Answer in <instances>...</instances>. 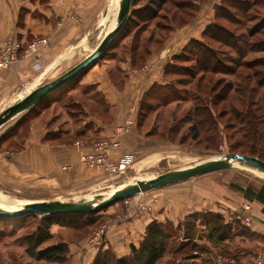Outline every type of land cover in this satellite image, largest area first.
<instances>
[{
	"label": "rangeland",
	"instance_id": "374dc122",
	"mask_svg": "<svg viewBox=\"0 0 264 264\" xmlns=\"http://www.w3.org/2000/svg\"><path fill=\"white\" fill-rule=\"evenodd\" d=\"M118 1L109 2L107 6H111L110 12L106 8L96 18L90 17L81 20L78 25L73 27V32L69 31L68 36L62 39L63 41L56 42V47L52 46L49 49L47 58L41 64L39 62L36 65L38 70H43L53 62L51 64L53 67L41 74L42 77L52 70L42 80V84L60 76L95 50L110 31L109 26L113 19V12L117 11L118 6L120 8V1L119 3ZM258 1L233 0L229 2L227 4L229 8L224 11L220 23L238 34L247 32L260 18L259 16L264 14V0H261L260 4ZM199 5L200 3L194 4L192 0H134L128 18L120 31L113 37L94 64L106 62L111 58L121 61L130 58L134 66L145 65L152 52L161 48L172 32V35H176L178 38L187 32V30H183L182 33L178 29L183 26L187 29L188 20L193 19L199 13L196 9ZM114 7H116L115 10ZM131 9L135 10L133 14H131ZM182 38L183 42L186 41L184 37ZM201 42L215 47L221 53H226L227 56L237 57L232 48L204 36L202 39L191 42L187 50L181 56L179 55V58L174 59L176 64L164 72L166 79L164 84L153 85L154 87L147 88L146 91H138V94L132 93L122 107L119 102H115L116 105L112 107L113 105L107 102L104 94L99 95L98 108L102 117L106 115L108 118L112 110L114 108L116 110L118 107L117 119L121 125L117 126L115 135L119 136L127 131L135 132L134 139H130L129 152H127L132 154V158L127 162L125 168L119 169L117 163L126 153L113 159L109 151L111 161L101 164L92 163L87 160L85 153H81L77 162H69L62 166L58 164L53 169L52 184H50L51 179L49 178L41 182L39 175L36 180H27L18 186L0 184V198H17L18 202L12 203L10 208L40 200L83 201L117 186L137 180L145 181L147 178L169 170L190 167L203 163V161L206 162L213 157L220 158L228 152L256 154L264 158V123L256 122L260 136L254 140L249 132L250 125L247 124V120H245L246 123H242L239 118H235L245 111L243 96L245 95L248 99H246V103H251L253 100H251V96L254 94L248 90L250 87H247L246 84L244 88L241 87L239 91H236L238 89L237 75L213 71L203 72L196 68V53L198 54L200 49L205 48ZM21 45L22 49L17 52L18 59H24L22 57L27 43L23 44L22 42ZM3 49H5L4 45L0 52ZM260 56H264V52H250L244 55L243 59ZM56 59L58 60L57 64L55 63ZM114 67L112 76L114 74L118 86L123 87L128 77L117 66ZM0 69L6 68L0 67ZM38 80L39 78L32 83L21 84L19 89H16L15 96L23 97L37 86L42 85H38ZM219 81L221 82L218 85ZM229 82L234 84L233 91L225 100H220V96L223 95L221 93L224 92ZM213 84L218 85L214 92L211 90ZM160 85L165 86L158 92L157 88ZM241 91L246 93L239 96ZM261 93H264V89ZM166 98H170V100L167 101ZM198 105L208 107L211 112L210 115L206 110L200 112L202 117H205L202 119L203 124H195L192 120V112ZM194 117L198 118V116ZM128 120H132V123L129 124ZM148 161H157V163L142 166ZM263 183L264 177L256 172L231 164L174 184L140 192L93 212L60 216L59 223L55 222L51 225V228L55 229L54 234L40 248L52 244L66 245L65 255L62 254L61 258L55 261L37 259L36 252H31L28 249L29 240L35 241L37 237L34 235L40 227L45 226L44 215H26L18 218L0 216V227H2L0 230L4 231L0 233V264H70L67 258L71 253L70 241L83 240L89 246L88 249L105 243L108 234V224L105 218L112 214L106 210L111 209L117 203L125 205L126 213L116 216H126L127 213L139 215L141 209H146V206H151V204L170 203L174 192L180 193L179 196L183 198L186 193L197 195L200 193L199 189H207L210 193L224 195L225 199H222L218 206L223 204L230 212L236 205L234 202L230 203L232 197L244 196L247 199L241 207L246 203L251 205V201L254 199L248 198L246 194L251 195L249 189L258 190ZM174 200L171 202L172 205ZM141 201L142 203H140ZM134 202L138 204L132 207ZM240 208L234 210L232 215L234 216V213ZM209 226L210 228L204 226V228H200L199 236L206 237L213 243L215 238L208 235L211 233V227L214 226ZM100 229H104L105 234L101 241H95L93 234ZM220 232L221 230L215 233ZM178 237L169 242L168 252L159 264L173 262L175 257L172 255V250L179 244Z\"/></svg>",
	"mask_w": 264,
	"mask_h": 264
},
{
	"label": "crops",
	"instance_id": "0c3cea01",
	"mask_svg": "<svg viewBox=\"0 0 264 264\" xmlns=\"http://www.w3.org/2000/svg\"><path fill=\"white\" fill-rule=\"evenodd\" d=\"M111 1L0 0V49L4 41L11 36H15L23 44H28L40 36H48L49 46L35 57L43 62L49 49L52 46L56 47V42L66 38L69 31L73 32V27L81 20L96 18L106 8L109 11L111 6L107 5ZM193 2L200 3L196 7L199 13L196 14V18L188 20L187 29L185 26L178 29L182 33L183 30H187L182 35L186 41L183 42L182 37L172 35V32L164 45L152 52L145 65L134 66L130 58H125L124 61L111 58L103 63L92 64L77 78L2 125L0 184L18 186L21 182L36 180L38 175L41 182L49 178L52 184L53 169L58 164L62 166L69 162H77L81 153L96 151L97 144L109 137H115L120 142L118 147L110 150L113 159L129 152L130 139H134L135 132L127 131L119 136L115 135L117 126L121 125L117 119L118 107L116 110L111 109L110 117L107 118L106 115L102 117L98 108L99 95L104 94L112 107L116 105L115 102H119L122 107L132 93L138 94L140 90L146 91L150 87L164 84L166 65L184 53L192 40L203 38L206 28L216 22L217 10L224 0ZM118 7L117 11L120 9ZM108 11L107 13L110 12ZM38 63L37 60L17 59L11 67L0 69V114L22 98L15 96V91L21 84L32 83L39 78L40 85L52 71L41 77L53 62L42 68L43 70L37 69ZM114 66L128 77L123 87L118 86L114 74L112 76ZM199 190L200 193L197 195L186 193L189 195L187 197L183 195L185 196L183 198L179 196L180 193L174 192L170 203L151 204L146 206V209H141L139 215L127 213L126 216H116L126 213L125 205L117 203L106 210L114 215L105 218L108 224L105 243L88 249L89 246L83 240L70 241L71 253L67 256L70 264H94L99 250H112L120 257L131 255L132 245L139 246L145 237L147 226L153 220L163 223L169 221L177 228L181 223V228L177 229L179 244L172 250L176 263L253 264L257 250L264 246V222L261 221L264 220V203L256 199L251 201V213L255 219L251 225H245L236 221L232 215L234 210L246 202L244 196L230 199V203L234 202L236 205L232 208L234 210L229 212L225 205L218 206V203L225 199L224 195L222 197L210 193L207 189ZM173 199L174 206L171 204ZM137 204L134 202L131 206L135 207ZM216 216H220L219 220ZM188 217L195 222L194 232L185 237V219ZM209 225L214 226L211 227V234L215 238L214 244L206 237L199 236V229L210 228ZM217 227L226 229L228 236L219 239L222 230L220 229V233H214L212 230L215 228L216 231ZM54 232L55 229L52 227L51 233ZM182 241L199 244L202 247L200 255L184 257V247L180 246Z\"/></svg>",
	"mask_w": 264,
	"mask_h": 264
},
{
	"label": "trees",
	"instance_id": "16d2710c",
	"mask_svg": "<svg viewBox=\"0 0 264 264\" xmlns=\"http://www.w3.org/2000/svg\"><path fill=\"white\" fill-rule=\"evenodd\" d=\"M231 1L233 0H224L222 5L219 6L217 10L216 22L206 28L203 37L206 36L211 40H215L220 44H224L229 48H232L236 52L237 57H233L230 55L227 56L226 53H221L215 47L201 42V44L205 48L200 49L198 54L196 53V68H199V70L203 72L213 71L217 73L237 75L238 89H236V91H239L241 87L244 88L245 84L247 87H250L248 90L252 94H254V97L251 96V100H253L251 101V103H246L247 97L243 94L246 93V90L241 91L239 96L244 95V103L247 109H245L246 107L244 108L242 106L245 110L244 113H240L235 118H239V121H241L242 123H246L245 120H247V124L250 125L249 132L252 134V139L256 140L260 136V130L258 129L256 122L258 121L264 123V93H261V91L264 89V56L255 57L252 59H243V56L250 52H264V14L259 16L260 18L257 20V22L252 27H250L251 29H249L247 32L238 34L220 23V19L223 17L224 11L229 8L227 4H229V2ZM133 2L134 0L132 1V4ZM258 2V4L262 3L261 0H259ZM134 11V9H131V14H133ZM180 56L176 57V59ZM174 64H176V61L168 63L165 70H168V68H170ZM220 82L221 81L217 82V84L219 85ZM218 85L213 84V86L211 87L212 92H214L218 88ZM163 86L165 85H160L157 88L158 92L164 88ZM233 87L234 84L229 82L225 87L224 92L221 93L223 95L220 96L219 99L225 100L227 97H229V94H231L230 92L233 91ZM165 100L168 101L170 100V98H166ZM202 110H206L209 115L211 113L210 110H208V107H204L202 105L196 106L192 112V120L195 122V124H203L202 119H204L205 117H202L200 113ZM194 116H198V118ZM204 116H206V113H204ZM248 155L258 156L256 154ZM258 157L264 160V158H262L261 156ZM249 190L251 192V195L246 194L248 198L264 202V183L258 190H255L253 188H250ZM216 217V219L219 220L220 216ZM58 218L61 217L44 215L43 220L45 222V226L40 227L37 233L34 235V237H37L35 241H33V239L29 240L28 249L31 252H36L35 255L37 259L55 261L60 259L62 254L65 255V253L67 252L66 245L62 244H52L40 249L42 244L52 237L50 228L51 225L55 222L59 223ZM218 220H216V222H219ZM194 225L195 222L191 217L185 219V237H188L194 232ZM1 228L2 227H0V229ZM179 228H181V223H179L177 228L169 221L163 223L158 220H153L147 226L145 237L143 238L139 246L132 245L131 255L120 257L112 250H99L94 264H159L160 260L168 251L167 249L169 242L179 236L177 233V229ZM220 229L222 230V232L219 235V239L227 237L228 234L226 232V229L217 227L216 231ZM212 230L214 231V233L216 232L215 228H212ZM3 232L4 231L0 230V233ZM208 236L211 237L212 234L210 233ZM180 244L182 248L184 247L183 250L185 254L183 256L186 258L194 257L196 256L194 255L195 252H200L202 250V247L193 241H182ZM187 247L189 248L187 249ZM169 264L180 263H176L175 259H173V262Z\"/></svg>",
	"mask_w": 264,
	"mask_h": 264
},
{
	"label": "water",
	"instance_id": "95a60500",
	"mask_svg": "<svg viewBox=\"0 0 264 264\" xmlns=\"http://www.w3.org/2000/svg\"><path fill=\"white\" fill-rule=\"evenodd\" d=\"M132 1L133 0H120L118 21L115 27L104 36L103 40L95 48L94 51H92L84 59L76 63L60 76L36 87L21 99L17 100L15 103L7 107L0 114V127L20 112L29 109L31 106L41 101L51 92L77 78L92 64H94L97 59L103 54L113 37L117 35L123 23L128 18ZM234 159L240 160L246 164L264 171V160L259 158L258 156L237 152H228L220 158H216L203 163H198L190 167L169 170L150 179H147L146 181L137 180L133 183L117 186L116 188L107 191L109 192L108 196H106L105 198L101 196L100 201L94 204L86 200L64 201L54 199L30 201L25 203L19 209H8L0 206V216L5 218H18L26 215L64 216L93 212L103 207L114 204L118 201L130 198L140 192L152 188L174 184L196 175L227 167L228 165H231L230 162ZM98 197H100V195H98ZM261 221L264 222L263 219H261Z\"/></svg>",
	"mask_w": 264,
	"mask_h": 264
},
{
	"label": "built area",
	"instance_id": "2783aa9c",
	"mask_svg": "<svg viewBox=\"0 0 264 264\" xmlns=\"http://www.w3.org/2000/svg\"><path fill=\"white\" fill-rule=\"evenodd\" d=\"M49 37H37L33 41H30L24 49V55L22 58L37 60L40 62L39 58L36 55L42 50L46 49L49 46ZM4 48L0 52V67L1 68H9L13 65V63L18 59L17 52L22 49V45L20 41L15 36L8 37L4 41ZM41 64V62H40ZM38 67V66H37ZM129 124L132 123V120L127 121ZM120 142L115 137H109L104 140H101L97 146L96 151L89 152L85 154L87 160L92 163L101 164L107 163L111 161V157L109 156V151L113 148L119 146ZM132 158V154L126 153L123 158L118 161V168H125L127 166V162ZM234 219L238 222H241L245 225H251L254 222V217L251 213V205L249 203L244 204L240 210H237L234 213ZM105 234L104 229H100L93 234V239L95 241H101L102 236ZM200 255L199 252H195L194 255ZM197 255V256H198ZM253 264H264V246L259 248L253 257Z\"/></svg>",
	"mask_w": 264,
	"mask_h": 264
},
{
	"label": "bare ground",
	"instance_id": "6f19581e",
	"mask_svg": "<svg viewBox=\"0 0 264 264\" xmlns=\"http://www.w3.org/2000/svg\"><path fill=\"white\" fill-rule=\"evenodd\" d=\"M117 21H118V11H114L113 12V19H112V21H111V23H110V26H109V30H111V29H113L114 27H115V25H116V23H117ZM56 62V64H57V59L55 60ZM55 64V65H56ZM53 66L51 65V66H49L46 70H45V72H47L48 70H50L51 68H52ZM213 159H216V157H213V158H210V159H208V161H210V160H213ZM204 162V161H203ZM155 163H157V161H152V162H150V161H148V162H145L142 166H148V165H150V164H155ZM230 164H233V165H236V166H240V167H243V168H245V169H248V170H250V171H253V172H256L258 175H260L261 177H264V171H262V170H260V169H258V168H256V167H254V166H251V165H249V164H246V163H244V162H242V161H240V160H236V159H234V160H232L231 162H230ZM243 164V165H242ZM244 165H246V166H244ZM150 178H152V177H150ZM150 178H147V179H150ZM147 179H145V181L147 180ZM144 181V180H143ZM97 194V193H96ZM100 195V197H98V196H96V197H92V198H86L87 200L86 201H89L90 203H92V204H94V203H97L98 201H100V199H101V196L103 197V198H105L106 196H108L109 195V192H103V193H100L99 194ZM102 198V199H103ZM13 201H15V202H13ZM11 202V203H10ZM16 202H18V199L17 198H15V197H1L0 198V206L1 207H3V208H10V206L12 205V203H16ZM25 204V203H24ZM23 204V205H24ZM22 205V206H23ZM22 206H19V207H15V209H19V208H21ZM14 209V208H13Z\"/></svg>",
	"mask_w": 264,
	"mask_h": 264
}]
</instances>
